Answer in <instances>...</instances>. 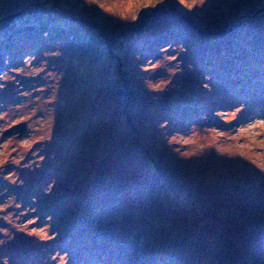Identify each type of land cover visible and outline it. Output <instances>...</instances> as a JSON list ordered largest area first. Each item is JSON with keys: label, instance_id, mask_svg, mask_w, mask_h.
Wrapping results in <instances>:
<instances>
[{"label": "rangeland", "instance_id": "1", "mask_svg": "<svg viewBox=\"0 0 264 264\" xmlns=\"http://www.w3.org/2000/svg\"><path fill=\"white\" fill-rule=\"evenodd\" d=\"M0 264H264V0H0Z\"/></svg>", "mask_w": 264, "mask_h": 264}, {"label": "water", "instance_id": "2", "mask_svg": "<svg viewBox=\"0 0 264 264\" xmlns=\"http://www.w3.org/2000/svg\"><path fill=\"white\" fill-rule=\"evenodd\" d=\"M19 13L21 12H18L16 14H13L9 17H15L17 16ZM27 130V122L26 121H23V122H20L19 124H16L14 125L13 127H11L10 129H8L5 133V135H12L14 134L15 132H20L21 134H24ZM20 134V135H21Z\"/></svg>", "mask_w": 264, "mask_h": 264}, {"label": "bare ground", "instance_id": "3", "mask_svg": "<svg viewBox=\"0 0 264 264\" xmlns=\"http://www.w3.org/2000/svg\"><path fill=\"white\" fill-rule=\"evenodd\" d=\"M30 47H31V45H30ZM30 47H29V48H30ZM30 49H31V48H30ZM234 251H236V250H234ZM237 252H238V250H237ZM239 252H240V251H239ZM240 255H241V252H240ZM240 255H239V256H240ZM248 257H249V256H248ZM233 258H234V257H233ZM230 260H232V259H230Z\"/></svg>", "mask_w": 264, "mask_h": 264}]
</instances>
